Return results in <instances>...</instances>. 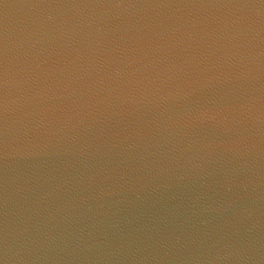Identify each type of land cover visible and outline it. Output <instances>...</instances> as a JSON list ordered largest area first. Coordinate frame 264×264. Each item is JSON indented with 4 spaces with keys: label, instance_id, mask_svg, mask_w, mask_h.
Listing matches in <instances>:
<instances>
[{
    "label": "water",
    "instance_id": "obj_1",
    "mask_svg": "<svg viewBox=\"0 0 264 264\" xmlns=\"http://www.w3.org/2000/svg\"><path fill=\"white\" fill-rule=\"evenodd\" d=\"M0 264H264V0H0Z\"/></svg>",
    "mask_w": 264,
    "mask_h": 264
}]
</instances>
